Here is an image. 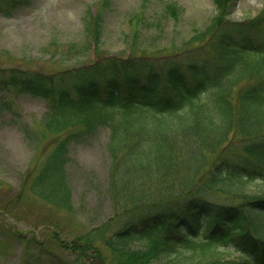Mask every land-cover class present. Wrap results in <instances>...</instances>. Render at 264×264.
<instances>
[{"label": "trees", "instance_id": "trees-1", "mask_svg": "<svg viewBox=\"0 0 264 264\" xmlns=\"http://www.w3.org/2000/svg\"><path fill=\"white\" fill-rule=\"evenodd\" d=\"M233 1L213 0L206 24L168 52L133 45L126 56L54 71L0 67V91L48 105L22 181L48 204L71 210L69 148L100 125L111 130L115 213L59 242L76 264H264V9L232 19ZM29 2L0 0V12ZM179 9L165 5L168 15ZM86 22L99 46L100 13ZM232 133L241 149L223 157ZM231 189L237 201L206 197ZM230 247L243 259L222 257L218 249Z\"/></svg>", "mask_w": 264, "mask_h": 264}, {"label": "rangeland", "instance_id": "rangeland-1", "mask_svg": "<svg viewBox=\"0 0 264 264\" xmlns=\"http://www.w3.org/2000/svg\"><path fill=\"white\" fill-rule=\"evenodd\" d=\"M169 1L180 6L177 14L165 13ZM214 7L213 0H30L9 17L0 12V67L54 71L107 54L126 56L133 45L168 52L171 45H181L201 29ZM263 9L264 0H234L230 16L244 21ZM89 12L101 16L99 46L86 24ZM74 45L75 52L66 51ZM48 110L40 97L0 91V264H76L75 256L59 242L103 224L115 213L111 130L105 125L69 148L70 211L48 204L22 184L40 153L36 137L43 132ZM228 141L223 157L241 149L236 134ZM257 181L245 182V188L255 190ZM206 197L227 203L238 200L232 189L211 191ZM218 250L224 258L243 259L237 249Z\"/></svg>", "mask_w": 264, "mask_h": 264}]
</instances>
